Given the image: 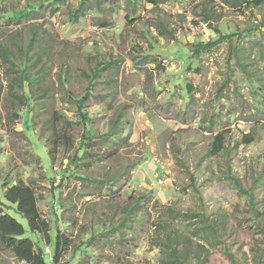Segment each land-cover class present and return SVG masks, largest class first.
<instances>
[{"label":"rangeland","instance_id":"1","mask_svg":"<svg viewBox=\"0 0 264 264\" xmlns=\"http://www.w3.org/2000/svg\"><path fill=\"white\" fill-rule=\"evenodd\" d=\"M161 2L0 0V207L46 264H264V0Z\"/></svg>","mask_w":264,"mask_h":264},{"label":"trees","instance_id":"2","mask_svg":"<svg viewBox=\"0 0 264 264\" xmlns=\"http://www.w3.org/2000/svg\"><path fill=\"white\" fill-rule=\"evenodd\" d=\"M154 1V0H153ZM168 0H162L161 3H165ZM240 0H233V3L236 4ZM262 1V0H261ZM155 3V2H152ZM261 3V2H259ZM30 9L22 11L21 15H26L29 13ZM19 14V15H20ZM20 15V16H21ZM209 43L205 45H198L197 48H209ZM14 64V62H12ZM23 95L20 96L21 103H27L31 101L30 99V84L31 79L29 78L27 70H23ZM85 100L81 101L83 104ZM84 120H87L86 116L83 115ZM222 134L216 137V140L220 143L217 145V151L221 149L222 146ZM80 161V157L77 156L75 160V165L77 161ZM74 164L71 165V168L68 173L75 174L73 172ZM6 202L14 205L16 212L21 214L28 222V228L32 233L38 234L42 240L50 243V225L43 218L39 207H38V198L36 191L31 185H27L25 182H20L19 184L12 185L9 187L5 193ZM26 228L23 224L17 221L10 214L5 213L3 208L0 207V240L11 249L12 253L19 260L24 261L28 264H46L45 253L40 247H38L33 240L26 238ZM68 239L60 234H57L56 237V246H55V256L53 258V264H60V260L65 254V251L68 249Z\"/></svg>","mask_w":264,"mask_h":264},{"label":"built area","instance_id":"3","mask_svg":"<svg viewBox=\"0 0 264 264\" xmlns=\"http://www.w3.org/2000/svg\"><path fill=\"white\" fill-rule=\"evenodd\" d=\"M45 253H50V249L48 247L45 249Z\"/></svg>","mask_w":264,"mask_h":264}]
</instances>
